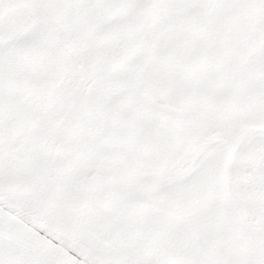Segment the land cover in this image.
I'll use <instances>...</instances> for the list:
<instances>
[{
	"label": "snow or ice",
	"instance_id": "1",
	"mask_svg": "<svg viewBox=\"0 0 264 264\" xmlns=\"http://www.w3.org/2000/svg\"><path fill=\"white\" fill-rule=\"evenodd\" d=\"M0 264H264V0H0Z\"/></svg>",
	"mask_w": 264,
	"mask_h": 264
}]
</instances>
